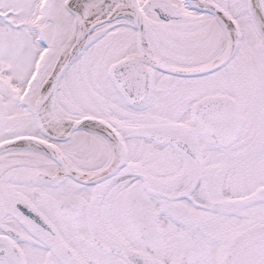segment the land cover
<instances>
[{"label": "flooded vegetation", "instance_id": "flooded-vegetation-1", "mask_svg": "<svg viewBox=\"0 0 264 264\" xmlns=\"http://www.w3.org/2000/svg\"><path fill=\"white\" fill-rule=\"evenodd\" d=\"M38 1L0 0V264H174L184 249L217 264L264 224V17L251 0L237 17L213 0L238 27L231 59L196 77L149 68L134 104L111 70L137 57L135 29L79 39L57 68L72 0ZM161 2L142 8L147 31ZM53 118L71 122L66 133ZM69 167L77 180L116 171L87 185Z\"/></svg>", "mask_w": 264, "mask_h": 264}, {"label": "water", "instance_id": "water-1", "mask_svg": "<svg viewBox=\"0 0 264 264\" xmlns=\"http://www.w3.org/2000/svg\"><path fill=\"white\" fill-rule=\"evenodd\" d=\"M133 1L134 10L125 12L122 15H125L131 18L134 23L137 31V46H138V59H130L124 62H121L115 65L111 70V77L114 84L117 86L119 92L124 95V97L131 103L137 104L141 102L150 87V75L147 69L141 64H146L150 68L156 69L166 74L171 75H179V76H201L213 71H216L220 67H222L227 61L231 59L234 55L237 47L238 41L233 42V46L231 45V52L225 56L222 62L218 64H214L211 66H207L201 68L199 70L191 71L188 73H179L171 68L159 64L155 60L151 59L145 52L141 50V36L144 22V15L141 10L140 5L137 0ZM185 4L191 6L194 10L200 13H207L214 16L220 22H223L225 26L230 27L232 30L238 34V27L234 20L219 6L215 3L206 1L200 2L197 0H183ZM252 5L257 10V12L264 17V9L262 5V0H251ZM154 11L157 13L159 19L164 22L181 20L184 19V16H176L177 6L174 4H159L154 7ZM75 22L77 23V34L70 46L69 53L67 55V60L72 55L73 50L77 46V42L81 39L86 33L91 31L92 28H87L85 25V19L78 15L75 12H72ZM121 15L119 14H113ZM110 20V19H109ZM107 20V21H109ZM105 21V22H107ZM226 27V28H227ZM239 37V34H238ZM219 99H207L203 101L202 104H211L214 102H218ZM74 129V128H73ZM115 170H112L111 173L106 174L100 179H91V180H77L81 183L90 185L93 183H97L102 181L109 176L115 173ZM73 177V176H72ZM74 178V177H73ZM135 229V227H133ZM193 256L191 251L185 250L182 253L181 264H192ZM135 264H161L155 261L140 259L138 263ZM218 264H264V224L255 225L254 227L248 229L247 231L240 232L236 235L234 241L230 243L225 249L224 255L222 259L218 262Z\"/></svg>", "mask_w": 264, "mask_h": 264}, {"label": "bare ground", "instance_id": "bare-ground-1", "mask_svg": "<svg viewBox=\"0 0 264 264\" xmlns=\"http://www.w3.org/2000/svg\"><path fill=\"white\" fill-rule=\"evenodd\" d=\"M148 0H137L139 5H144ZM177 3H181V0H173ZM200 2H206L207 0H197ZM40 2L36 5L37 8H39L40 6ZM182 6V10L189 15H196L197 13L191 9L190 7H188L185 3H181ZM69 8L71 11L77 13L78 15H80L81 17H83L85 19V25L87 28H92L94 27L91 31H89L88 33H86L83 38H81V40L79 41V44L77 46V48H81L83 47L89 40V38L91 36H93L94 34L98 33L99 31L102 30H106V29H110L113 28L116 25H128V26H132V20L131 18L122 15L125 12H129V11H133L134 7H133V1L132 0H72L69 4ZM121 14V15H113V14ZM110 19V20H109ZM109 20V21H107ZM107 21V22H105ZM30 26V24H29ZM32 27V23L31 26ZM222 29V28H220ZM77 30V25L74 23L73 24V31L72 34L69 38V41L66 45V47L64 48L61 56L59 57L58 63H57V68L61 65L62 61L65 58V55L67 53V50L69 48V44L72 40V38L75 35V32ZM228 32L231 33L232 29L229 27V29H227ZM225 31V29L221 30V38L219 41V46L216 52H214L215 54L213 55L212 59L207 62V65H214L218 62H220V60L224 57V55L228 52L230 46H231V38L229 36V33ZM143 50L147 53V55L149 57H151L152 59H157L151 44L144 39L143 40ZM50 107H48L47 111H50L49 109ZM51 124L55 125V129H59L61 128V124H64V126L62 127V132L66 133L71 122H64L61 123L62 121H58L55 118H53L51 120ZM56 124H58V127L56 126ZM50 126V125H49ZM48 126V128H49ZM33 151H35L38 154L41 155H45L46 157H48V155L45 153V151L40 148V147H33L32 148ZM117 153L114 152L113 154V160L111 162V166L114 164L115 159H116ZM69 170L73 173V175L75 174V176H79L81 175L80 172H77L75 169H72L69 167ZM83 176V175H81Z\"/></svg>", "mask_w": 264, "mask_h": 264}, {"label": "trees", "instance_id": "trees-1", "mask_svg": "<svg viewBox=\"0 0 264 264\" xmlns=\"http://www.w3.org/2000/svg\"><path fill=\"white\" fill-rule=\"evenodd\" d=\"M150 33L159 54L173 63L198 64L215 52L218 32L207 14L183 21L157 23Z\"/></svg>", "mask_w": 264, "mask_h": 264}, {"label": "rangeland", "instance_id": "rangeland-1", "mask_svg": "<svg viewBox=\"0 0 264 264\" xmlns=\"http://www.w3.org/2000/svg\"><path fill=\"white\" fill-rule=\"evenodd\" d=\"M163 1L176 3V2L173 1V0H163ZM225 1H227V3H230V5H229V10H232L233 14H234L236 17L239 16V14H237V13L239 12V9H241V7H243V2H244V0H225ZM214 26H215V28H216L218 34H220L219 30L217 29V25L214 24ZM116 28H117V27H115V28H113V29L103 30V31H101V32H108V33H110V32H115V31H116ZM72 31H73V25H71L70 28H69V35H68V38H67V39H69V37L71 36ZM109 31H110V32H109ZM119 31H120V30H119ZM131 38H132V37H131ZM67 41H68V40H67ZM67 41L65 42V44H67ZM219 41H220V39L218 40V42H217V44H216V45H217V47H216V49H215L216 51H217L218 46H219ZM214 54H215V53H213V54L210 56L211 58H209L207 62H209V61L212 59V57H213ZM155 55H156L158 58H160V59L162 60L161 55H157L156 53H155ZM164 60H165V59H164ZM103 170H105V168H104V169H99V170H94V171H91V174L99 173V172H102ZM83 171L87 172V170H83ZM128 180H131V179H128ZM178 247H179V246L176 247L175 251H179V248H178ZM202 257H203V256H201V255L198 254V255L196 256V258H195L193 264H209V262H208L205 258H202ZM208 257H209V256H208ZM208 260H209V258H208ZM174 264H179V262H176V263H174Z\"/></svg>", "mask_w": 264, "mask_h": 264}]
</instances>
